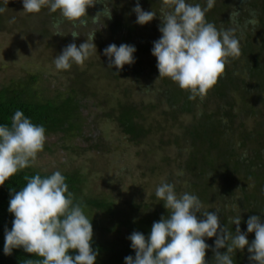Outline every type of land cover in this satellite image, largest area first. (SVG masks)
<instances>
[{"label":"trees","instance_id":"1","mask_svg":"<svg viewBox=\"0 0 264 264\" xmlns=\"http://www.w3.org/2000/svg\"><path fill=\"white\" fill-rule=\"evenodd\" d=\"M16 2L23 6L22 0H9L8 4L0 0V7L7 9L6 5ZM188 2L207 6V0ZM136 3L137 0H97L87 10V27L74 30L59 12L50 13L48 8L21 17L6 11L0 14V28L4 22L19 20L32 35L50 40L60 36L66 46H78V38L86 42L89 32L97 31V52L85 61V69L74 64L70 70H63L68 76L67 85L65 89L57 88L53 99L35 101L24 85L27 83L0 89V124L10 127L14 113L21 110L34 124L43 125L47 136L62 135L63 145L59 148L64 152L80 153L77 150L82 152L84 147L78 141L88 138L89 119L84 114L89 108L87 101L91 104L94 98L96 102L100 95L92 83L110 81L121 95L99 98L100 104H94L104 109L105 123L119 129L120 144L127 142L138 149V155L147 158L146 165L136 168L149 178V183L142 181L137 199L122 202L115 196L87 194L88 174L81 168L62 172L74 201L85 206L86 215L92 219V247L99 253L96 264H124L125 257H135L128 237L135 231L148 237L153 223L169 215L155 196L162 182L174 184L178 194L197 195L204 210H219L222 227L228 226L230 217L240 214L241 231L247 232L251 216L264 217V0H215L206 13L207 21L218 29L237 28L241 52L229 58L217 83L203 98L195 100L189 99L190 93L170 78H159L157 59L151 50L162 35L161 0H139L143 10L157 13L143 26L136 23ZM104 8L110 9V19L100 13ZM234 13H239L236 23L231 20ZM97 14L103 24L100 30L92 23ZM251 20L256 23H248ZM73 31L79 37L73 38ZM113 43L134 45L135 63L119 71L109 68L104 49ZM36 79L33 76L30 80ZM120 148L125 152L121 145ZM157 152L159 159L154 157ZM37 173L43 177L53 172L29 167L0 186V264H36L42 259L23 248L14 249L11 255L3 251L5 229L10 230L14 220L8 211L11 196L26 185V176ZM124 206L126 211L122 210ZM229 227L234 232L236 225ZM247 238L251 243L255 233H248ZM215 240L216 237L205 238L210 246L205 257L208 264H215ZM219 251L224 253L226 248ZM75 254L77 250H69V255ZM233 255L235 264H251L247 247Z\"/></svg>","mask_w":264,"mask_h":264},{"label":"clouds","instance_id":"2","mask_svg":"<svg viewBox=\"0 0 264 264\" xmlns=\"http://www.w3.org/2000/svg\"><path fill=\"white\" fill-rule=\"evenodd\" d=\"M8 4L9 0H4ZM161 37L153 42L152 55L157 59L160 77L170 78L182 90L190 93L189 99L203 98L217 83L224 72L229 58L240 55V37L237 28L218 29L208 22L206 13L215 0H207V6L189 3L188 0H161ZM24 12L38 14L48 8L50 13L59 12L73 28L87 27V10L97 0H22ZM6 11L0 7V14ZM133 11L136 23L146 25L157 15L145 11L139 0ZM104 18H111L110 9L100 12ZM231 20L236 23L235 17ZM92 23L101 29L98 14ZM248 23H256L255 20ZM96 30L88 34L86 42L71 43L54 59L57 70H70L72 66L83 65L97 51L94 43ZM59 35V33H57ZM73 38L79 33L73 31ZM134 45L115 43L104 49L108 67L122 70L125 65L135 63ZM118 73V72H117ZM47 141L46 129L37 125L17 110L11 126L0 124V186L13 175L31 167L38 154L44 150ZM26 185L14 191L8 211L14 215L11 229H5L4 254L11 255L14 249L23 248L26 253L42 258L36 264H96L98 251L92 247L93 224L81 203L74 201L66 177L60 170L50 175L39 173L28 177ZM157 199L163 202L169 215L154 222L151 233L133 232L128 239L135 257H125L124 264H208L206 250L210 247L205 238L216 237L215 264H235L237 250L247 247L251 264H264V217L253 215L247 220V232L240 228L241 215L230 217L228 226H221L219 210H204L199 197L184 192L178 194L175 185L160 183L155 190ZM201 214L198 217L197 214ZM236 225L233 232L229 225ZM255 233L249 243L248 233ZM226 248L221 253L219 249ZM69 250L78 254L69 255Z\"/></svg>","mask_w":264,"mask_h":264},{"label":"rangeland","instance_id":"3","mask_svg":"<svg viewBox=\"0 0 264 264\" xmlns=\"http://www.w3.org/2000/svg\"><path fill=\"white\" fill-rule=\"evenodd\" d=\"M6 7L7 14L12 13L15 17L26 14L18 2ZM18 21L4 22L0 28V89L27 83L24 85L34 95L35 101L53 99L58 94L56 89H65L67 85V74L63 70H57L54 64L55 57L66 47L67 42L60 36L53 40L40 39L30 31L27 32L25 26ZM70 29L74 30L73 27ZM78 40L79 47L84 40ZM85 67V64L80 66L81 69ZM33 76L37 77L34 82L30 80ZM92 85L100 95L96 102L94 98L91 104L87 101L89 108H86L84 114L89 119L86 126L88 141H78L84 150H77L80 153L76 154L64 152L59 148L63 145L62 135L47 136L44 150L38 154L31 167L46 172H65L79 167L88 174L85 187L87 194L115 196L118 202L126 198L137 199L142 181L149 183V178L136 167L146 165L147 158L138 155V149L127 142L120 144L122 139L119 129L115 124L105 123L104 109L95 106L100 104L99 98L121 95L120 90H116L117 85L104 80L93 81ZM117 146L119 150H116ZM154 157L159 159V153ZM122 210L126 211V206Z\"/></svg>","mask_w":264,"mask_h":264}]
</instances>
